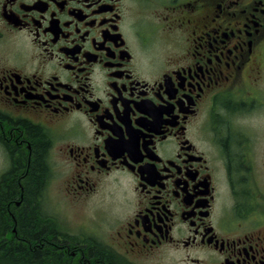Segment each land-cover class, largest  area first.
<instances>
[{"label":"flooded vegetation","instance_id":"obj_1","mask_svg":"<svg viewBox=\"0 0 264 264\" xmlns=\"http://www.w3.org/2000/svg\"><path fill=\"white\" fill-rule=\"evenodd\" d=\"M31 126L63 264H264V0H0V242ZM54 183L118 209L66 228Z\"/></svg>","mask_w":264,"mask_h":264},{"label":"trees","instance_id":"obj_2","mask_svg":"<svg viewBox=\"0 0 264 264\" xmlns=\"http://www.w3.org/2000/svg\"><path fill=\"white\" fill-rule=\"evenodd\" d=\"M30 134L33 159L30 163V171L26 172L23 181L24 206L18 216L19 237L18 240L0 242V264H63L62 252L57 254L52 245L58 243L57 237L51 230L53 229L52 223H47V220L43 218L42 207L38 202V194L46 178L44 163L46 143L40 136L39 128L31 126ZM19 183V178L15 175L9 186L5 185V182L2 185L7 193H2L3 201L0 199V236L6 233L7 205L9 199L13 200L19 195ZM51 238L53 240H50ZM65 264H72V261L69 260ZM100 264H104V261L101 260Z\"/></svg>","mask_w":264,"mask_h":264},{"label":"rangeland","instance_id":"obj_3","mask_svg":"<svg viewBox=\"0 0 264 264\" xmlns=\"http://www.w3.org/2000/svg\"><path fill=\"white\" fill-rule=\"evenodd\" d=\"M6 164V163H5ZM4 169V162L0 156V173ZM116 197L111 195L99 194L91 197L88 202L75 203L70 197L65 195L61 191L60 183H54L50 188V191L46 196L45 205L46 211L48 210L49 214L58 215L60 219L66 225V228H72L75 225H87L91 224L92 216L96 214V210L107 208L109 210L118 209V199H116L115 204H109L108 202L113 200Z\"/></svg>","mask_w":264,"mask_h":264}]
</instances>
